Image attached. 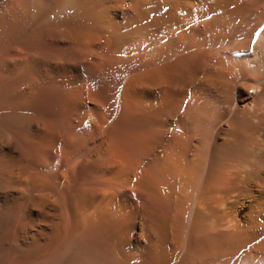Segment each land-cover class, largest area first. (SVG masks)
<instances>
[{
	"label": "bare ground",
	"instance_id": "6f19581e",
	"mask_svg": "<svg viewBox=\"0 0 264 264\" xmlns=\"http://www.w3.org/2000/svg\"><path fill=\"white\" fill-rule=\"evenodd\" d=\"M263 25L264 0H0V264H264Z\"/></svg>",
	"mask_w": 264,
	"mask_h": 264
},
{
	"label": "rangeland",
	"instance_id": "374dc122",
	"mask_svg": "<svg viewBox=\"0 0 264 264\" xmlns=\"http://www.w3.org/2000/svg\"><path fill=\"white\" fill-rule=\"evenodd\" d=\"M264 26V25H263ZM110 69V68H109ZM109 85V84H108ZM111 85V84H110ZM115 86H112V89L114 88ZM108 89V90H107ZM107 95H106V97L108 98V101H111V102H108L109 103V105L111 106V108H112V111H115V113L113 114V116H115V114H117V110L119 109L118 107H119V102H118V96H117V93H114L113 92V90L112 91H110L111 90V87H109V86H107ZM114 93V94H113ZM116 95V96H115ZM111 96V97H110ZM113 96H115V97H113ZM113 98H114V100H113ZM59 101V100H58ZM111 103V104H110ZM117 105V106H116ZM118 108V109H117ZM62 263H64V262H62Z\"/></svg>",
	"mask_w": 264,
	"mask_h": 264
}]
</instances>
